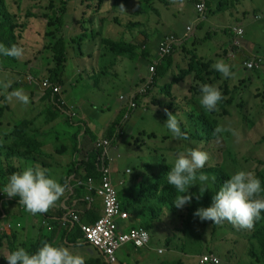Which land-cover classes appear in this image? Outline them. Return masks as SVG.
<instances>
[{"label": "rangeland", "instance_id": "obj_1", "mask_svg": "<svg viewBox=\"0 0 264 264\" xmlns=\"http://www.w3.org/2000/svg\"><path fill=\"white\" fill-rule=\"evenodd\" d=\"M69 1L71 2L68 5L65 24L70 26V33L79 32L77 35H80V37L77 35V37H75L73 36L74 34H69L66 32L68 30L62 32L65 38H70L73 42H77V39H79V42L77 43H69V49H71L68 54V70L72 71L77 68V62L74 63L73 59L77 58L78 48L84 37L94 38L95 36H101V38H103L104 35L108 36V34H111L113 37L114 34L117 41L127 39L130 40V44L135 47L132 55L116 57L117 55L114 52H111V61L116 62V66L121 68V71H117V68L114 67L111 69L112 72H115L125 84H131L133 82L130 85V90L128 92H123L122 96H120L125 105H128L129 103L131 90L141 87V85L149 78V66L155 56L151 51L152 49L150 51L147 50L149 55L146 56L144 52L147 51L144 50V46L149 48L151 41L155 40L157 36L178 35L181 32L185 33L189 21L187 14L191 12V6H186L183 9L180 8L181 3L186 4L185 0H169L168 6L157 0H153L154 2L150 4V12L147 13L141 12L139 0H118L117 4H114V0H96L93 3L86 2L87 0ZM209 2H211L209 7L210 18L206 21V28L199 30V37L208 45V49L213 53L217 50L218 45L225 46L224 49L226 47L229 48L228 39L229 36L232 35L231 28L238 26L240 30L244 29L245 35L243 38L254 44L255 55L258 57H264V0H209ZM51 3L55 10L60 11L62 8L61 0H5L7 10L11 14L16 15L15 17L18 23V27L14 31L16 45L23 47L21 42V40L24 39L23 34L29 25L33 24L34 29L29 33L30 39L28 43L31 48H38L37 44L33 43V40H36L37 42L42 41L41 34L43 31V24H46L45 28L48 30V21L43 15L49 13L52 14V10L50 9ZM141 4L143 7L146 6L144 3ZM121 5H123L124 8H121ZM119 7L121 12L118 9ZM29 10L36 12L39 17L28 18L26 13L30 12ZM138 16H141V19H137L136 17ZM26 23L28 25L25 29ZM213 23H215V25ZM94 24H98V29L94 28ZM129 24L136 27L130 28ZM227 27L228 29H226ZM107 30H113V33L107 32ZM131 30H139L142 33V43L140 41L134 42V36L129 38ZM225 31H227L226 34L224 33ZM136 33L138 32H135V34ZM192 37L193 34L188 38ZM45 38L47 42L42 51H35L33 54L30 53L26 59V64L21 62L19 68L16 64V66L12 67L9 74L0 72V82H9L11 86H18L21 84L24 87L22 89L34 90V94L36 95H31V97H29L31 102L28 105L19 103V108H17L19 110V115L16 117L8 115L5 112L7 111L5 107L6 105H3L2 103L0 104V138L4 139V142L8 145L11 143V139L5 140V134L3 133H6L15 124L28 126L31 130L39 129L43 132L50 133L49 136H46L47 140L45 145L49 144L50 146L52 143L54 144L55 149H60L61 147L64 148V145L61 146V143L67 144L72 132L71 127L65 124L67 119H69V109L52 104L50 97L47 94H44L42 91H37L38 83L42 78L49 77L50 69H48L47 72L44 71L45 67L42 68V70L29 69V64H33L34 66H31L35 68L41 66V61L38 60V58H43L45 62L49 59V57H46V54L47 51H52V43L46 36ZM40 45L42 47V44ZM238 49V65L242 60L246 61L247 59L252 58V56H248L249 52L244 48L239 47ZM103 52L110 51L103 50ZM176 53H179V51L177 50L174 54ZM155 54H157V52ZM174 54H172V57ZM197 57L198 54H196L195 51H192L189 54V66L192 67L193 72H196L198 68L197 63L195 62ZM145 61L148 63L147 65L145 64ZM11 62H17V60ZM50 62L52 65V59ZM109 65L114 64L107 63V66ZM6 66H10L9 63L6 62L5 59H1L0 70ZM162 67L164 68L165 66ZM241 67L243 68V64L237 66V68L235 66L236 75L233 76L230 83L228 82L230 86H227L224 90L226 92L225 97L228 98L229 95H232L235 101L228 105L230 107H226L230 114L225 115L221 123L219 122L220 126L231 130L232 137L229 141L230 143L225 141L224 138H220L215 143H212V141L201 142L195 138L187 141L178 140V143L183 144V146L174 151L167 152L164 148H167L169 145H176L173 144L177 142V139L174 137L168 141L167 146L163 144V138L161 141H155L153 138L140 139L138 137L135 140L133 138L130 139L127 145H124L127 137L122 136L121 134L120 139L116 143L119 147V153L117 154L119 158H117V156H114V158L118 160L117 169L118 171L123 172V175L121 177L115 175L116 183H119L124 179L125 184L130 186L133 185L134 180L137 182L142 181L146 184L155 178L164 176L166 172L165 169L169 172L171 171L178 153L182 152V150L184 153H187L190 148H199L209 154V160L203 170L208 168L216 170L219 169L217 165H220L229 174V177L238 170L251 171L254 174L257 173V171L264 170V163H260L264 162V76L263 73L260 75L256 72H247ZM182 70L183 72L188 73L184 69ZM122 71L123 73H121ZM171 71L172 77H178V74L174 69ZM118 72H120V74ZM185 73H182L181 77H183ZM25 74H29L35 79L30 85H27L24 80ZM143 74L144 80L142 81L141 76H143ZM239 75H242V77ZM132 76L133 80L131 81L129 78ZM195 79L197 80V78ZM134 80H136V83ZM214 86L219 87L217 83ZM169 88L170 85L167 89V93L171 91ZM146 89H148V87ZM66 90L68 96L72 99V95L68 91V86ZM199 90V84H195L192 87V93L187 95L188 103L197 105L198 109L202 107L198 104V102L200 103V99H197L199 95H201ZM174 95H178V93H173V96ZM171 98H166L165 106ZM152 99L155 104L162 103V101L156 97H153ZM0 102L5 103L3 99H0ZM136 103L137 106L135 109H137L142 102L138 99ZM169 105L173 107L177 104L170 102ZM184 107L189 108L187 104H184ZM166 112H171L177 117V119L178 117L184 116L182 110L177 114L171 107L169 109L166 108ZM206 112L214 113L215 111ZM194 113L195 110L186 111L187 116H191ZM25 114H28L26 120L24 119L26 118L24 117ZM124 115L125 108L120 111L119 119ZM133 115L134 112L132 110L128 115V122ZM95 118L97 119V117ZM178 121L180 122L182 131L199 134L197 129L191 127L189 129L184 126V122L182 123V121ZM199 121V119L196 120V122ZM200 131L203 132L205 130L200 129ZM106 132H110V129ZM59 135L61 137V142L58 138ZM163 135H165L164 137L171 136V134H167V132ZM96 140L97 139L93 141L90 149H95ZM227 145L232 146L233 154H225L221 152V149ZM158 155L160 156L158 161L160 164L157 166L155 165V158ZM36 157L38 158V161L33 163L28 162L29 165L26 167H35L41 164L50 165L53 163L51 156L43 154L36 155ZM18 159L20 158L10 160V164L14 168H20L17 172H22L26 168L25 164H23L26 161H19ZM0 166L5 171L9 166L4 156L0 158ZM169 172H167V174ZM208 175L211 178L212 175ZM55 177L59 181V175H56ZM159 181L161 180L159 179ZM164 185L167 186V184ZM214 185L215 183H212L211 179H209L207 183L208 190H213ZM124 186L125 185L123 184H118L117 190L121 191L127 188ZM146 186L149 187L148 184H146ZM2 188L3 186H0V189ZM198 192H200V185L196 184L191 186L185 195H194ZM15 199L16 205L14 204L13 208L19 206V197H16ZM100 205L102 206L101 202ZM192 206L193 201H191L190 204L185 205L182 209L176 208L175 212L171 210L166 211L169 210L166 209L163 214L164 219L162 225L164 227H170L172 230L175 228L174 233L168 235V238L177 239V237H180L177 248L179 251L189 250L190 254H195L194 258L200 256L195 261L193 260V264H198V261L200 264L201 255L210 251H214L213 253H216L221 257L222 264H232L230 262L231 260L235 261L236 264H264V250L262 249L264 248L262 247V242L264 241V212L261 213V219L256 222L255 227L252 230L235 227L227 221L222 224H214L211 221H201L199 217H195V222L192 228L187 230L185 229V221L188 212H191L190 209ZM12 211L15 214L18 209H13ZM17 214L15 215L17 216ZM16 216L14 217L17 220ZM28 224L29 223L25 220V228H23L21 236L27 240L34 239L36 237L35 233L37 231V226L34 225L29 227ZM179 231L180 233L178 234ZM128 245L132 244H124L121 250L118 251V258L119 252L123 250L125 251ZM156 245V242H154L155 247ZM6 247L7 242L4 240V244L0 247V257L5 254V251L7 252ZM217 248L219 249L218 252L214 250ZM252 250H254L257 258L252 257ZM155 253L157 254L158 252Z\"/></svg>", "mask_w": 264, "mask_h": 264}, {"label": "crops", "instance_id": "obj_2", "mask_svg": "<svg viewBox=\"0 0 264 264\" xmlns=\"http://www.w3.org/2000/svg\"><path fill=\"white\" fill-rule=\"evenodd\" d=\"M184 6L185 4H180V7H184ZM118 9L120 10V7ZM125 12L128 13L127 11ZM187 17L189 20L188 25L194 22L193 21L194 8L192 6H191V12L187 14ZM136 18L141 19V16H138ZM213 24L215 25V23ZM45 26L46 24H43V31L41 34L42 41L37 42L36 40H33V43L37 44L38 48H31L28 43L30 39L29 33L33 31L34 27L33 24L29 25V27L23 34L24 39L21 40L23 45L22 48L24 49L23 57L17 60V62H11L9 60H6V62H8L10 66H6L2 68L0 70L1 73L9 74L11 72L12 67L16 66V64L18 68L21 62H24L26 64V59L30 53L33 54L35 51H42L43 47L47 42L45 38V31H46ZM69 28L70 26L65 24L63 31L65 32L66 30H68L66 32H68L69 34H74L73 36L79 34V32L70 33ZM94 28L98 29V24H94ZM205 28L206 25H202L199 27V29H196L193 33L192 38H187L186 40L183 41L182 46L178 50L179 53L174 54L169 63L167 62L163 64L165 67L168 65V70L160 69L163 73L162 76L155 81V84L152 90L150 91V93H148L145 96H142L139 99L142 103L134 112V115L132 116L131 120L125 123H122L123 117L119 119V114L122 109L127 108V105H125L123 100L120 99V96H122L123 92H128L130 90V85L133 82L131 84H125L115 74V72H112L111 69L114 67L117 68V71H121L120 70L121 68L116 66V62L111 61L112 59L111 52H103L101 36H95L94 38L84 37V39H82V41L80 42L77 58L73 59L74 63L77 62L76 70H72V71L68 70V64H69V60H68L66 64L65 75L63 77L64 85L62 86V98L66 103V108L69 109L70 111L69 120L73 123L72 125L73 127H71L72 132L69 136V140L67 144L61 143V146L64 145V148L61 147L60 149H55L54 144L51 143L50 146L49 144L45 145L46 143L45 141L44 146L42 147V152L45 155L51 156V158L53 159V163H51L50 165L41 164L37 166L42 169H45L46 174L49 175L51 178L56 179L55 176L59 175V182L61 184H64L62 182V178L64 181L66 179V175L68 173H71L72 175L70 176L69 180L71 184H74L76 180H79V177L76 178V176L77 175L80 176L84 174L80 165H77L76 167L72 166V164L75 163L74 158L79 160L84 159L85 156L87 155V152L91 150L90 147L92 146L93 141L95 139H101L103 137L110 136L111 133L106 131L111 128L114 122L117 121L118 123L115 125L112 135L116 133L118 130H120L122 136L127 137L124 145H127L130 139L133 138L135 140L138 137L140 139L153 138L155 141H161V139L163 138L162 142L165 146H167L168 141L173 138V134L165 127V123L168 119L167 118L168 116L166 114V108L169 109L170 107L173 108V111H175L177 114L180 113L179 112L180 110L183 111L182 113H184V116L178 117V120L182 121V123L184 122L185 127L190 129L191 126V128L196 129L197 128L196 119L198 116L203 114L204 109L202 107L198 109L197 105L193 103H188L187 95L192 93L193 85L199 84V89H200V86L202 84H204L206 81L209 82L208 78L207 80H205L208 71L205 68H202L203 66L202 60H204L205 62H209L211 66L216 61L223 60L225 63L230 65L231 71L234 74L233 76H235L237 66L233 61L232 55L235 57V54L239 52L238 48L233 49L231 43L232 38H231L229 41L230 43L229 48L226 47L224 49L225 46L218 45L217 50L212 53L208 49V45L204 43L202 39L199 37V30L200 29L203 30ZM107 32L113 33V30H107ZM135 32H138L139 34L138 33L135 34ZM224 33L226 34L227 31H225ZM183 34L184 33L181 32L179 35H183ZM141 35L142 33L139 30L136 31L131 30L129 33V38L134 36L133 37L134 42L140 41L142 43ZM163 36L164 35L157 36L155 40L151 41L149 48L147 46H144V50L150 51L152 49L151 50L152 53L154 54V56H156L155 53L157 52L159 46L158 42ZM103 38H108L117 41L114 34L113 37L111 34H108V36L104 35ZM124 41L131 43V41L127 39H125ZM40 44H42V47ZM240 47L244 48L247 52H249L250 56L255 55V51H254L255 47L252 42H249L243 38L241 40ZM70 49H69V53H70ZM148 51L144 52L146 56L149 55ZM192 51H195V53L198 54L199 57L198 61L202 64V65L199 64L196 72H193L192 67L189 66L190 62L188 59H189V54ZM226 52H228L229 54L227 55ZM224 55L226 56V58H224ZM46 57H49V59H47V62H45L43 58L37 57L38 60L41 61V66L35 68L33 67L34 66L33 64H29V69L42 70V68L45 67L44 68L45 72H47L48 69H53L54 62L52 65L50 62L52 59V51H47ZM34 60L37 61L36 59ZM107 63H112L114 65L107 66ZM145 64L147 65L148 63L145 61ZM173 69L178 74V77H172L171 70ZM182 69H184L186 72L190 74L183 72ZM199 70H201V73H199ZM210 70H214L213 67ZM118 73L120 74V72ZM121 73H123V71ZM182 73H185L183 77H181ZM233 76H231L230 78H224L220 74V79L218 84L228 83V82L230 83V80L233 79ZM239 76L242 77V75ZM143 77L144 74L143 76H141L142 81L144 80ZM209 77L211 78L212 76ZM195 78H197V80ZM129 80L132 81L133 76L130 77ZM134 82L136 83V80H134ZM8 84L10 85L9 89L7 90L8 92H11L15 89L24 88L23 85L21 84L18 86H11L9 82ZM169 85H170L169 89H171V91L168 90L169 92L167 93V89ZM67 86L69 89L68 90L69 93L72 95V99L67 94V90H66ZM228 86H230V84ZM139 89L140 87L131 90L130 96H132V94L139 93ZM23 91L29 97H31V95L36 96L34 94L35 93L34 90L31 91L30 89H23ZM37 91H41V90L37 89ZM173 93H178V95L173 96ZM1 96L4 97L3 100L5 101V103L0 102V104L2 103L3 105H6L5 107L7 111L5 112L8 115H11L12 117L13 116L16 117L17 115H19V110L17 108H19L18 106L20 102L16 100L9 102L6 99V94L4 93L2 87H0V97ZM153 97L160 99L162 103L155 104L152 99ZM167 97L168 98L172 97V98L169 99L168 104L165 106V101ZM200 98L201 95H199L197 99ZM170 102H174L177 105L172 107L169 105ZM184 104H187L189 108H185ZM198 104L201 105L199 102ZM221 105H223V103ZM194 110H195L194 114H192L191 116H187L186 111H194ZM24 117H26L24 118L26 120L28 118V114H25ZM95 117H97V119ZM33 130L34 132H40L42 134L47 133L39 129H33ZM165 132H167V134L170 133L171 136L164 137L165 135L163 134ZM3 134H5V132ZM75 136L80 137L78 138V141L79 143H81V145H80L79 154L73 157L72 149H73ZM40 138L43 140H47L46 137L43 138V136ZM58 138L60 139L61 142L60 135L58 136ZM173 144L176 145H169L167 146V148H164V150L170 152L183 146V144L178 143V140L176 143ZM182 152L184 151L182 150ZM159 159L160 156L158 155L155 158L156 160L155 165L157 166L160 164L158 163ZM161 177L155 178L147 182L146 184H148L149 186L151 184H155L156 182L159 181ZM134 183L138 184L140 182L134 180L133 184ZM66 191H68V185ZM71 195L72 192L64 194V196L60 199V201H58L57 204L50 211L47 212V214L49 215L47 216V218L52 219L51 218L52 216L53 217L57 216V213L61 207L67 209L68 213L71 211H77L82 216L86 204L85 201L83 200V197L75 196L74 198H71ZM15 201H16L15 199L10 200L6 196L2 205L3 208L1 209V215H3L4 218H7L9 220L20 222L23 228H25L24 225L25 220L29 223L28 224L29 227L36 225L37 231L35 233V236L38 237L40 235L39 233L40 229L42 228L41 219L46 217H42L38 215L34 216L28 213L25 209H23V206L21 205L17 206L16 208H13ZM13 209H18L17 211L18 214L15 213L17 214V216L12 211ZM101 211H102V206L101 209L99 210V215ZM14 216L17 217V220ZM163 219L164 216L162 215L160 220L154 221L155 223H153V228L150 229L152 238L149 243V246L146 249L144 248L137 249L134 248L133 245H128L125 251L123 250L119 252L118 264H193L194 261L198 259L200 256L198 258H194L195 254L194 255L190 254L189 250L179 251L177 248L180 237H177V239L168 238V235L174 233L175 228L174 230H172L170 227H164L162 225ZM122 224L127 225L128 223L122 222ZM179 233L180 231L178 232V234ZM154 242H156L157 244L156 247L154 246ZM61 246H66V247L72 246V250L74 252H78L80 255L84 256L86 264H109L107 263L106 259L104 258L102 253H100L99 250H97L93 246H90L84 241L82 242V246L66 244V243L61 244ZM160 249H163L164 251L161 253ZM214 250L217 252L219 251L218 248ZM155 252L158 253L156 254ZM230 262L232 264H236L235 261L233 260H231Z\"/></svg>", "mask_w": 264, "mask_h": 264}, {"label": "clouds", "instance_id": "obj_3", "mask_svg": "<svg viewBox=\"0 0 264 264\" xmlns=\"http://www.w3.org/2000/svg\"><path fill=\"white\" fill-rule=\"evenodd\" d=\"M72 1H75V0H72ZM95 1L96 0H87L86 2L93 3ZM70 2L71 1H68L67 10H68V5ZM153 2H154L153 0L148 2V7L146 6L143 7L142 4L140 5V2H139L141 12L143 13L150 12V4H152ZM185 3H186L185 6H192L194 8V13H195V17L193 20L194 22L187 26L186 32L183 35H179V34L169 35V36L164 35L159 40L157 54L152 59V63L149 66V70H148L149 78L140 87L139 93L132 94V96H130L127 108H125V115L123 116L122 123L127 122L130 111L133 110V112H135L137 110L135 109L137 106L136 101L140 99L142 96H145L148 93H150V91L152 90L155 84L156 76H157L156 74L158 70L159 69L168 70V65L165 68L162 67L164 66L163 65L164 63H167L166 58L169 55L174 54L177 50H179L183 44V41L186 40L191 34H193L194 30L199 29V27L202 25H206V21L209 20L210 18L209 7L211 5V2H209V0H205L202 2V5H204L203 11H200L198 9V4L201 3V1L199 0H185ZM181 4H184V3H181ZM120 7L124 8L123 5H121ZM184 7H180V8L183 9ZM29 11L33 13L34 15L38 16L36 12H33L32 10H29ZM48 15L51 16L52 14L49 13ZM38 17H35V18H38ZM27 25L28 24L26 23L25 29L27 28ZM64 26H65V20H64ZM63 28H62V32H63ZM231 30H232V33H231L232 35L229 36L228 45H230L229 41L232 38L231 43H232L233 49L239 48L241 45V40L245 35L244 29L240 30L237 26V27L231 28ZM46 32L47 30L45 31V34ZM62 32L60 36L63 37L65 40H67L70 44L79 42V39H77V42H73L70 40V38H65ZM77 36L80 37V35H77ZM168 37L169 38L174 37L177 40V43L174 45L173 52L169 54L168 56H166L164 59L159 60V62L157 63V60L159 59L160 44L166 39H168ZM67 52L69 54V47H68ZM226 54L228 55L229 53L226 52ZM23 55H24V49L22 47L16 44H13L11 45V47H8V46H5L3 43H0V56L12 57L16 60H19L23 57ZM53 57H54V54L52 52V63L54 62ZM232 57H233V61L235 62L236 66H241L243 64V68L242 67L241 68L246 70L247 72H256V73H259L260 75H262L263 73V76H264V57H258L257 55H252L251 59H247L246 61L242 60L239 65H238L239 52L235 54V57L233 55ZM224 58H226L225 55H224ZM68 59H69V55H68ZM202 61H203V64L208 66V69H206L203 66L202 68H205L208 71V74L205 80H207L208 78L209 82L206 81L204 84L200 86V90H199L201 92L200 103L204 111L205 110L208 112L218 111L219 103L221 102L223 103V105H226L227 104L226 101L229 100L230 97H232V95H229L228 98L225 97L226 92L224 90L229 84L228 83L218 84L219 79H220L219 74H221L224 78H230L234 74L231 71L230 65L225 63L223 60L216 61L212 66L209 62H205L204 60ZM258 61H261V64L259 67L254 65L252 68H249L247 66L248 63H257ZM155 63H157V65L155 66L154 74H152L150 71V68L151 66L155 65ZM54 66H55V63H54ZM197 66H199V63H197ZM212 67L214 70H210ZM201 70H199V73H201ZM211 71H215V74L211 75L210 74ZM209 76H212V77L210 78ZM24 80L26 81L27 85H30L35 79L31 75L25 74ZM45 80H47L51 84L50 87L48 88L43 87L42 83ZM216 83L218 84L219 87L214 86ZM38 86L42 89L41 91L44 94H46L47 91H51L52 92L51 96L53 98H55V96L57 97L58 103L56 102L57 103V105L55 104L56 106H61V107L63 106L66 108V103L62 98V86L52 84L49 81L48 77L42 78L40 82L38 83ZM53 86L60 87L61 89L60 93L55 94L52 90ZM0 87L3 88L4 93L6 94V99L9 102L16 100L23 105L30 104L31 102L30 98L23 91V89H15L11 92H8L7 90L10 87V85L5 82H0ZM147 87L148 89H146ZM3 98H4L3 96L0 97V99H3ZM130 100L134 101L135 103L134 108L130 107ZM166 114L168 116V119L165 123V127L173 134V137L177 140H184V141L189 140L190 137L188 136V133L181 130L180 122L178 121L177 117L171 112H166ZM204 114H201V115H204ZM69 116H70V113H69ZM200 116H198L197 119H199ZM114 123L112 124L110 128L111 137L107 136L101 139H97L95 142V149H91L90 151L97 150L101 153L102 151L101 149L98 148V143L102 140L110 141L111 148H110V153L107 159H103L102 153L100 154V157H101L100 159L108 161L109 164L107 163L106 165L102 166L100 171L98 172L99 178H100L99 181L101 180L102 168L107 167L109 165L112 170V175H113L116 187L118 184H123L125 185L124 187H128L130 185L125 184L124 179L121 180L119 183L118 182L116 183L115 175H118L121 177L123 175V172L118 171V169L113 167L111 164V162L114 160L118 161L117 159L114 158V156H117V154L119 153V147L116 145V143L121 137L120 130H118L116 133L112 135L114 128H115ZM71 124L73 125L72 122ZM226 131H231V130L229 128L226 129L223 126H217L214 130L213 135L217 136V138H220V136ZM216 141L217 140H212V143H215ZM232 150H233L232 146L230 145V149L226 151L225 154H233ZM90 151H88L87 154ZM117 158L119 157L117 156ZM84 159L79 160V161H83ZM208 160H209V154L205 151L200 150L199 148H190L187 151V153H184V152L178 153L177 158L175 159V162H174V166L171 168V171L169 172L167 170V172H169L167 174V183L172 185V187L178 193L176 198L173 200V204L175 205L176 208L182 209L185 205L191 203L193 199V194L185 195V193L188 192L191 186L199 184L200 185V195H203V193H205L208 190L207 183L209 179H211L212 183H215L216 176L212 175L210 178L209 175L206 174V171L210 168L205 169L204 170L205 173L202 171L206 163L208 162ZM79 165L81 166V169H82L83 165L82 164H79ZM217 166L222 171H224L226 174H228L224 170L223 167H221L220 165H217ZM83 172L84 174L81 176L85 177L86 179L83 180L79 178V180L83 182H87L88 178H91L95 186L100 183V182L97 183V181L94 180V178L89 177L84 170ZM67 182H68V188H69L68 191H66L67 189L66 183L61 184L55 178H51L49 175L46 174L45 169H42L38 166L37 167L28 166L22 172L13 173L9 177V181L6 184L5 188H2L0 190V219L1 221L8 220V221L13 222L14 225L19 223L20 226H15V227H19L23 229V226H21L20 222L9 220L7 218H4L3 215H1V209L3 208L2 205H3L4 199L6 196L10 200H13L16 197H19V205L23 206V209H25L28 213L34 216L35 215L39 216L40 214H46L48 211H50L57 204V202L60 201V199L64 196V194L71 193V192L73 193L74 188L85 187L87 190H89L84 185L75 186L76 182H74V184H71L69 179L67 180ZM73 186L75 187L72 188ZM118 197H119V191H118ZM196 198L197 200H199L200 196H197ZM166 211H170V209ZM102 212H103V204H102V211L99 217L102 215ZM262 212H264V187H262V181L251 171L238 170L234 174H232L230 178L226 180L222 184V186L216 191L215 195L212 198L211 206L206 207V208L205 207L198 208L194 212V216L199 217L201 221H211L214 224H222L223 222L227 221L228 223H231L235 227L242 228L245 230H252L255 227L256 222L261 219ZM129 213H130L131 218L129 220L123 221V222L128 223L127 225H124L122 224L121 221H119L122 224L121 226L122 230H127L130 227L141 226V225H138V222H141V219L139 218L137 221H134L133 220L134 214L131 212ZM78 215L80 216V219H81V215L80 214ZM135 222H136V225H135ZM41 226L51 227V223L49 219L47 218L41 219ZM147 230L150 233V241H151V238H152L151 231L150 229H147ZM86 243L92 246L88 241H86ZM77 246H82V242H78ZM148 246L149 244L146 247H142V248L146 249ZM133 247L137 248L134 245ZM96 249L99 250L98 248ZM137 249H140V248H137ZM118 251H117V257H118ZM100 253L102 252L100 251ZM5 258L7 259L8 264H86L84 256L80 255L78 252H74L72 250V246H68V247L58 246L50 242H43L42 246L38 250H36L35 253H29V251L26 250L24 247H18L16 250L7 254ZM104 258L106 259L105 256ZM118 262L119 260L116 263ZM107 263L109 262L107 261ZM116 263H113V264H116Z\"/></svg>", "mask_w": 264, "mask_h": 264}, {"label": "trees", "instance_id": "obj_4", "mask_svg": "<svg viewBox=\"0 0 264 264\" xmlns=\"http://www.w3.org/2000/svg\"><path fill=\"white\" fill-rule=\"evenodd\" d=\"M69 0H61L62 8L59 10H55L53 4H50V9L52 10V15L44 14L43 17L47 19V26L48 30L45 36L51 41V50L54 54L53 61L55 66L53 69L49 71V81L54 85L62 86L64 84V74L66 70V64L68 62V47L69 42L61 37L62 28L64 26V17L67 13V4ZM152 0H139L140 5L144 3L146 7H148V2ZM162 4L168 6L169 0H157ZM118 0H114V4H117ZM125 4V3H124ZM28 18H35L38 17L31 12L26 13ZM16 15L11 14L6 6L5 0H0V43H3L5 46L11 47V45L16 44V38L14 31L18 27ZM131 27H136L132 26ZM26 27V26H25ZM102 49L108 50L110 52H114L117 56L122 57L124 55H132L135 47H133L130 42H125L124 40L121 41H114L108 38H102ZM146 55V54H145ZM0 59L5 60H12L15 61L16 59L12 57H5L0 56ZM172 59V55H169L166 58V61L169 63ZM196 58L195 62L201 64ZM202 65V64H201ZM203 67L208 69V66L203 64ZM162 71L159 69L157 72L156 80H158L162 76ZM210 74H215V71H211ZM220 75V74H219ZM218 75V76H219ZM206 79V78H205ZM37 89L42 90L39 86ZM45 92V91H44ZM51 91H47L46 94L50 97V101L52 104L58 103L57 97L53 98L51 96ZM235 99L230 97L229 100L226 101V105H221L219 103V110L215 111L214 113H207L204 111V115L199 117V122H197V132L195 133H188L190 137L189 140L195 138L201 142H210L212 140H219L220 138H224L225 141L229 142L232 137L231 131H226L223 133L220 138L213 135L214 130L219 125V122L223 120L224 116L230 114V112L226 109L229 104L233 103ZM57 102V103H56ZM219 112V113H218ZM118 122V121H117ZM114 123V126L116 123ZM66 124L69 127H72L71 121L67 119ZM203 129L205 131H200ZM31 129L28 126L18 125L15 124L10 130L5 133V140L11 139V143L6 144L4 139L0 138V158L5 157L7 164L9 165L7 170L5 171L0 166V186L5 188L6 184L9 181V177L19 171L20 168H14L10 164V160H15L17 158L19 161L25 160L26 162L25 167L29 165L28 162H37L38 158L36 155H43L42 147L46 140L41 139L40 137L49 136L50 133H40L34 132V130L30 131ZM78 138L75 136L72 155L75 157L80 152V145ZM184 141V140H183ZM230 149V145L225 146L221 149L222 153H225ZM100 152L97 150L90 151L86 158L83 161H79V159H75V163L72 166L76 167L79 164H82V169L87 173L89 177L94 178V180L99 183V171L102 166L109 164L108 161L101 160ZM116 160L112 161L111 164L113 167L117 168ZM78 163V164H77ZM263 164L264 162H260ZM24 167V168H25ZM33 167V166H32ZM219 168V167H218ZM165 174L163 178L161 177L160 180L155 184H151L149 187L146 186L144 182H140L138 184L134 183L131 186L119 191V200L122 205V208L128 210L129 212L134 214V221H137L139 218L141 222H138V225H141L144 228L152 229L154 221L160 219V217L164 214L166 209H170L173 212L176 211V207L173 204V200L176 198L178 193L172 187V185L167 183V169H165ZM204 173L205 171L202 170ZM206 173L215 175L216 182L213 187V190H207L203 195H200V192L193 195V206L190 209V213L188 212L186 221H185V229L191 228L193 222L195 221L194 212L201 207H209L212 204V198L215 195L216 191L222 186V184L228 180L230 177L220 168L216 170L208 169ZM72 174L68 173L66 175V179L62 182L68 185L67 180L70 178ZM255 175L262 181V187H264V170L257 171ZM83 180L85 177L76 176ZM167 184L164 185V184ZM163 185V186H162ZM162 186V188H161ZM1 190V189H0ZM87 195H90L92 201L85 199ZM75 196L83 197L85 201V209L81 216V221L85 223H92L96 221L99 217V210L101 209V199L97 195L96 190H87L85 187H77L73 189V193L71 198ZM197 196H200L199 200H197ZM102 203V202H101ZM77 213V211H71L68 213V210L65 208H60L57 216H52V219H49L51 223V227L42 226L40 229V235L35 237L34 239H25L21 236L22 228L19 227H11L10 231H0V247L4 244V240L7 242V252L0 257V264H8L7 259L5 256L12 251L16 250L18 247H24L29 253H35L38 250L43 242H50L54 245L61 246V244H73L77 245L78 242H86L84 233L81 230V227L74 223L72 225L64 216L69 217L71 213ZM39 216L46 217L49 216L46 214H40ZM48 219V218H47ZM136 225V222H135ZM262 247H264V241L262 242ZM264 250V248H262ZM251 255L253 258H257L254 250L251 251Z\"/></svg>", "mask_w": 264, "mask_h": 264}, {"label": "built area", "instance_id": "obj_5", "mask_svg": "<svg viewBox=\"0 0 264 264\" xmlns=\"http://www.w3.org/2000/svg\"><path fill=\"white\" fill-rule=\"evenodd\" d=\"M201 1L198 4V9L200 11L204 10V5ZM177 40L174 37H168L165 41L160 44L159 47V60L164 59L166 56L171 54L174 50V45ZM151 66L150 71L152 74L155 72V66ZM261 61L257 63H248L247 66L252 68L254 65L259 67ZM44 88H48L51 84L45 80L42 83ZM52 90L55 94L60 93V87L53 86ZM130 107L134 108L135 103L130 100ZM98 148L101 149L103 159H107L111 142L108 140H102L98 143ZM111 160V159H110ZM86 186L89 190H96L97 195L101 198L103 204L102 215L94 223L82 222L80 216L77 213H71L67 219L71 223H77L81 227L84 233L85 239L94 247L98 248L103 255L106 257L107 261L111 264L118 261L117 251L127 243H132L137 248L146 247L150 242V233L147 229L142 226L130 227L127 230H122V224L124 220H129L131 218L130 213L123 209L118 197V190L114 182L111 167H103L101 171V180L98 185L95 186L93 180L88 178L87 182L77 180L75 186ZM73 186L72 188H74ZM70 188V189H72ZM69 190V188H68ZM86 199L92 201L90 195L86 196ZM15 226H20L19 223L14 225L13 222L0 219V231H10V228ZM161 252L164 250L161 249ZM200 264H222V259L220 256L213 252H207L201 255Z\"/></svg>", "mask_w": 264, "mask_h": 264}]
</instances>
